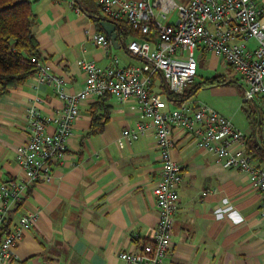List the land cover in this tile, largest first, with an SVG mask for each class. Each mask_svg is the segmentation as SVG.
Segmentation results:
<instances>
[{
    "label": "crops",
    "instance_id": "obj_1",
    "mask_svg": "<svg viewBox=\"0 0 264 264\" xmlns=\"http://www.w3.org/2000/svg\"><path fill=\"white\" fill-rule=\"evenodd\" d=\"M259 1L264 7V0ZM32 8L37 16L40 63L50 76L63 79L64 93L73 94L83 87L84 61L101 66L113 59L119 65L142 64L128 50L131 41L142 39L135 31L121 35L117 28V46L111 43L108 49L90 40L89 32L106 34L100 18L94 17H105L96 0H34ZM173 14L176 18L175 9L169 21L174 20ZM197 55L203 62L208 57V69L213 71L222 62L210 52L199 50ZM217 74L231 78L230 73L217 72L201 80L194 77L187 89L196 83L199 86L187 97L199 103L198 92L205 90L200 101L230 119L245 134L252 160L264 164L260 105L248 101V117L234 82H203ZM54 80L39 82L35 74L0 97V181L23 174L15 149L28 137V107L34 105L44 115L62 109L64 98L56 91ZM153 88L166 97L159 72L153 77ZM231 97V103L225 102ZM103 112L108 118L99 131L91 132L94 115ZM239 112L247 122L240 119ZM139 125L144 128L137 137L122 136L124 128ZM173 139L171 155L182 167V182L173 215L171 253L164 264H264L262 201L247 173L224 167L189 132L175 129ZM67 146L64 158L52 168L51 179L31 187L17 211H37L38 216L14 247L16 264H124L119 253L139 252L156 225L152 190L160 176V159L154 129L134 98L91 97L79 103Z\"/></svg>",
    "mask_w": 264,
    "mask_h": 264
},
{
    "label": "built area",
    "instance_id": "obj_2",
    "mask_svg": "<svg viewBox=\"0 0 264 264\" xmlns=\"http://www.w3.org/2000/svg\"><path fill=\"white\" fill-rule=\"evenodd\" d=\"M106 18L126 21L146 38L133 40L130 53L142 59L141 65H119L116 59L101 66L84 61L83 87L73 94L62 89V78L50 76L39 64V82L53 78L56 91L64 98L61 110L44 115L31 105L27 109L28 137L16 146L15 159L23 170L19 177L0 181V264H16L14 247L25 230L32 227L38 212L22 207L28 190L39 182L49 181L53 166L67 151L79 103L91 97L114 94L119 101L134 98L137 109L153 127L160 159V176L153 188L157 220L150 239L139 252L119 253L124 264H164L171 253L173 215L178 207L182 167L172 157L173 131L179 129L196 137V144L211 151L224 167L247 173L251 187L262 201L264 217V164L252 160L246 149L247 138L226 116L205 103L185 97L174 103L153 88L159 72L165 86L178 97L185 94L197 73L195 51L210 52L230 68V77L242 88V99L257 102L264 114V7L259 0H96ZM176 18L169 21L171 11ZM154 33V36L152 35ZM90 40L105 49L111 45L108 35L89 32ZM254 40V44L250 41ZM198 56V55H197ZM52 124V129L49 125ZM126 127L122 136L132 139L142 132ZM237 145V146H236ZM17 214V216H16Z\"/></svg>",
    "mask_w": 264,
    "mask_h": 264
},
{
    "label": "trees",
    "instance_id": "obj_3",
    "mask_svg": "<svg viewBox=\"0 0 264 264\" xmlns=\"http://www.w3.org/2000/svg\"><path fill=\"white\" fill-rule=\"evenodd\" d=\"M34 0H0V97L5 95L10 88H13L29 77L35 75L39 69L41 60V52L38 40L36 38L35 27L37 24V16L32 8ZM100 18L99 16H94ZM106 18V17H105ZM118 32L124 35L128 30L135 31L146 38L138 30L132 28L126 21H115ZM154 36V33L152 34ZM36 60H32V58ZM204 83H232L235 79H229L224 75H215L205 78ZM199 86L194 84L190 90L186 89L182 97H178L165 88L166 95L174 103H179L188 94ZM105 94L103 96H106ZM100 96V97H103ZM242 109L251 117V108L248 101L243 100ZM108 118L103 115L93 117V127L91 132L100 130V126ZM99 121V123L97 122ZM99 124V128L97 125ZM250 152V150L248 149ZM9 228V222L0 230V234L6 232Z\"/></svg>",
    "mask_w": 264,
    "mask_h": 264
},
{
    "label": "rangeland",
    "instance_id": "obj_4",
    "mask_svg": "<svg viewBox=\"0 0 264 264\" xmlns=\"http://www.w3.org/2000/svg\"><path fill=\"white\" fill-rule=\"evenodd\" d=\"M172 19V18H171ZM173 19H175V17H174V14H173ZM250 43L251 44H254V40L252 39L251 41H250ZM197 54H198V51L196 50L195 51V55H196V58L198 59V69H197V75L195 76L196 77V79L197 80H201V78L203 77V76H207V75H210V74H212V73H214V72H217V73H230V68L229 67H227L226 66V68H225V65L224 64H222V62L221 63H218V66H217V69H216V71H213V70H210V69H208V57H206L207 59H205V61L203 62V61H199V56H197ZM230 79V78H229ZM235 83H237V84H235ZM232 85L233 86H235L236 88H237V90L239 89L240 90V96H241V99H242V88L240 87V85H239V83L238 82H234V83H232ZM202 91H205V90H199V102H201L200 101V96L203 94V92ZM193 97H197V96H195V95H193ZM231 99H232V97L231 98H226V100H225V102H227L228 100V102L229 103H231ZM252 105V104H251ZM254 105H253V110H254ZM256 110V109H255ZM256 118H257V116L258 115H256L255 113L253 114ZM239 117H240V119H242V120H244L245 122H247L246 121V118H245V116H244V114L242 113V112H239ZM254 117V118H255Z\"/></svg>",
    "mask_w": 264,
    "mask_h": 264
},
{
    "label": "water",
    "instance_id": "obj_5",
    "mask_svg": "<svg viewBox=\"0 0 264 264\" xmlns=\"http://www.w3.org/2000/svg\"><path fill=\"white\" fill-rule=\"evenodd\" d=\"M99 24L103 27L106 34L110 37L112 45L117 46L118 35H117V25L115 21H112L105 17H100Z\"/></svg>",
    "mask_w": 264,
    "mask_h": 264
}]
</instances>
